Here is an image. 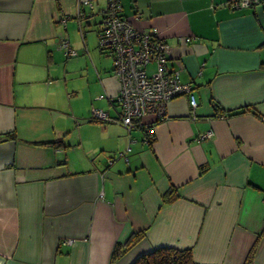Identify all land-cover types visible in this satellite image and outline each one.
Instances as JSON below:
<instances>
[{"label":"crops","instance_id":"obj_1","mask_svg":"<svg viewBox=\"0 0 264 264\" xmlns=\"http://www.w3.org/2000/svg\"><path fill=\"white\" fill-rule=\"evenodd\" d=\"M233 1L121 0L198 103L179 97L128 132L92 120L118 118L113 68L82 89L62 64L99 40L108 0H0V264H134L160 248L264 264V0Z\"/></svg>","mask_w":264,"mask_h":264},{"label":"built area","instance_id":"obj_2","mask_svg":"<svg viewBox=\"0 0 264 264\" xmlns=\"http://www.w3.org/2000/svg\"><path fill=\"white\" fill-rule=\"evenodd\" d=\"M257 0H234L236 9L252 7ZM84 5L94 10L93 4L85 1ZM87 14L79 10L77 22L82 25ZM62 20V19H61ZM66 24V20H62ZM60 48L67 57H76L78 53L70 48L69 41H62ZM99 48L113 59V74L118 80L119 93L110 98L112 106L119 109L117 120H112L107 113L92 108V118L100 122H118L128 132L139 125L148 116L155 118V123L167 118L169 104L183 96H188L190 107L196 110L198 103L191 84L183 83L178 71L167 66L169 46L156 34L138 32L130 20L122 16L121 0H108L104 12L103 29L99 35ZM155 66V69H151ZM98 99H105L102 95ZM146 133L153 134L148 126ZM208 133L202 139L211 138ZM146 142H149L148 136ZM131 149L129 148L128 151ZM126 162L128 158L120 154ZM112 164V160H110Z\"/></svg>","mask_w":264,"mask_h":264},{"label":"rangeland","instance_id":"obj_3","mask_svg":"<svg viewBox=\"0 0 264 264\" xmlns=\"http://www.w3.org/2000/svg\"><path fill=\"white\" fill-rule=\"evenodd\" d=\"M79 34V32H77ZM73 40H77L78 37L75 35L73 36ZM80 38V35H79ZM60 61V59H59ZM62 64L63 67L65 65V62H69V64L66 65L67 70L71 73V86H75L76 88H84L86 84V77H87V71L93 72L94 67H98L99 63L102 64V66L107 67L108 69L113 68V59L109 56H106L101 53L99 48V40L97 38H93L90 42L89 52L86 55V57H76L71 59H65L62 57ZM105 61V63H104ZM88 65V66H86ZM101 95L97 96L95 101H101L98 99Z\"/></svg>","mask_w":264,"mask_h":264},{"label":"trees","instance_id":"obj_4","mask_svg":"<svg viewBox=\"0 0 264 264\" xmlns=\"http://www.w3.org/2000/svg\"><path fill=\"white\" fill-rule=\"evenodd\" d=\"M116 107V106H114ZM93 121H96L92 118ZM105 123V122H103ZM151 141V135L146 133ZM119 250V246L116 249ZM134 264H196L191 250H178L175 248H160L154 252L142 255Z\"/></svg>","mask_w":264,"mask_h":264}]
</instances>
